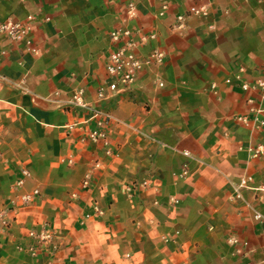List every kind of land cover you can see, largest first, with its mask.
Returning <instances> with one entry per match:
<instances>
[{
	"label": "crops",
	"instance_id": "obj_1",
	"mask_svg": "<svg viewBox=\"0 0 264 264\" xmlns=\"http://www.w3.org/2000/svg\"><path fill=\"white\" fill-rule=\"evenodd\" d=\"M27 17L38 55L0 34V264H264V155L248 152L264 125L241 88L264 62V0H0V22ZM118 29L163 59L96 103ZM75 89L112 117L109 154Z\"/></svg>",
	"mask_w": 264,
	"mask_h": 264
},
{
	"label": "built area",
	"instance_id": "obj_2",
	"mask_svg": "<svg viewBox=\"0 0 264 264\" xmlns=\"http://www.w3.org/2000/svg\"><path fill=\"white\" fill-rule=\"evenodd\" d=\"M203 9H191L190 14H200ZM127 16L128 18H133L135 16V11L133 5L127 6ZM32 23V18L27 17L24 23H14L9 20L0 22V34H5L12 42H24L27 46L29 52L36 56L39 50L31 45L30 40L27 39V34L30 30V24ZM112 41L118 46L108 53L106 58V74L108 76V81L105 85H99L95 91V102H101L105 100L108 96L113 95L119 90L128 88L140 74L144 66L146 65H158L161 64L163 55L158 51H152L148 58L144 61H140L135 55V44L132 41L131 33L126 29H118L111 33L110 35ZM162 86V83H159ZM243 91H255L258 97V106H254V101L248 99L247 103L249 105L248 111L253 115V121L256 122L258 126L264 125V120L259 119V115H264V62H262L260 76L255 80L252 85L243 84ZM68 107L70 109H81L85 110L89 114V120L93 123V128L89 130L86 135V140L90 143H101L105 149V153L109 154L108 140H107V126L111 123L112 117L105 111L98 109L92 105L85 103L83 99L82 89H75L68 101ZM237 121L241 123H246V119L237 117ZM248 152L252 158H258L264 155V145H258L253 148H249ZM187 154V153H185ZM22 176H28V171L23 169L21 171ZM21 182L19 181V184ZM251 178L248 176H243L239 179L237 185L235 186L233 198L239 199L241 197V191L250 188ZM87 178L84 180L83 185L87 186ZM256 191L260 193L262 199H264V186L257 187ZM33 194H36L34 192ZM30 196H25L24 200H29ZM5 211L0 209V227L5 229L8 227L6 220ZM253 218L257 222L264 223V215L258 212L253 214ZM29 237L38 244H46L50 241L51 235L40 232L34 233L30 232ZM231 246L237 245L238 241L236 239H229ZM240 246L246 247V243H240ZM28 252L31 254L35 253L33 247L28 248ZM245 264H262L247 262Z\"/></svg>",
	"mask_w": 264,
	"mask_h": 264
}]
</instances>
